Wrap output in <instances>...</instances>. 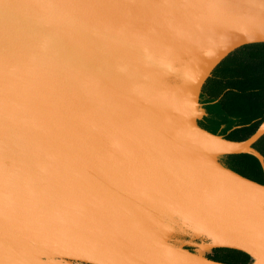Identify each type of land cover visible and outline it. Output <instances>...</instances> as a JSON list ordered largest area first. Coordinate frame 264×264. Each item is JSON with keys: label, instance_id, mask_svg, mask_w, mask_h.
I'll return each instance as SVG.
<instances>
[{"label": "water", "instance_id": "obj_1", "mask_svg": "<svg viewBox=\"0 0 264 264\" xmlns=\"http://www.w3.org/2000/svg\"><path fill=\"white\" fill-rule=\"evenodd\" d=\"M264 0H0V264H264V185L198 126ZM193 248V252L187 250Z\"/></svg>", "mask_w": 264, "mask_h": 264}, {"label": "trees", "instance_id": "obj_2", "mask_svg": "<svg viewBox=\"0 0 264 264\" xmlns=\"http://www.w3.org/2000/svg\"><path fill=\"white\" fill-rule=\"evenodd\" d=\"M205 115L197 124L229 141H243L264 120V43L242 46L221 60L202 86L199 96ZM253 147L264 157V136ZM219 162L236 173L264 185V174L251 154L227 155ZM193 252V248L187 247ZM224 264H250L245 253L214 248L206 256Z\"/></svg>", "mask_w": 264, "mask_h": 264}]
</instances>
